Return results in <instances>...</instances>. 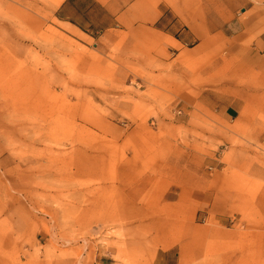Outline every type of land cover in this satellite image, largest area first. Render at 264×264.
I'll list each match as a JSON object with an SVG mask.
<instances>
[{"label": "rangeland", "instance_id": "obj_1", "mask_svg": "<svg viewBox=\"0 0 264 264\" xmlns=\"http://www.w3.org/2000/svg\"><path fill=\"white\" fill-rule=\"evenodd\" d=\"M55 5L0 0V264H264L262 52L147 65Z\"/></svg>", "mask_w": 264, "mask_h": 264}, {"label": "crops", "instance_id": "obj_2", "mask_svg": "<svg viewBox=\"0 0 264 264\" xmlns=\"http://www.w3.org/2000/svg\"><path fill=\"white\" fill-rule=\"evenodd\" d=\"M53 17L88 39L124 36L125 50L141 52L147 65L225 40L247 56L251 48L261 51L248 66L264 67V0H56ZM237 113L227 106L220 116L231 121Z\"/></svg>", "mask_w": 264, "mask_h": 264}]
</instances>
